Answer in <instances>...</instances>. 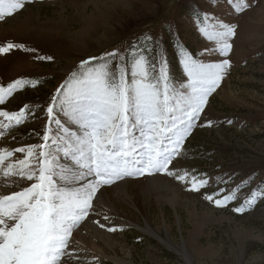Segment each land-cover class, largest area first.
Instances as JSON below:
<instances>
[{
  "label": "rangeland",
  "instance_id": "1",
  "mask_svg": "<svg viewBox=\"0 0 264 264\" xmlns=\"http://www.w3.org/2000/svg\"><path fill=\"white\" fill-rule=\"evenodd\" d=\"M246 3L248 7L241 5L243 10L237 11L234 0H26L23 9L0 21V45L25 46L0 53V85L26 81L5 97L0 110L30 108L22 124L0 128V149L43 143L47 128H56L47 115L52 97L89 58L107 60L106 53L118 50L130 62L133 50H144L158 66L162 54L178 91L189 90L184 52L205 64L230 61L181 154L169 165L177 175L187 170L190 176L181 181L160 172L103 186L101 191H113L114 185L127 181L129 196L116 197L117 211L107 205L94 207L73 232L91 237L95 230L86 222L99 220L109 234L107 242L96 233L97 246L82 244L72 234L67 264H264V196L243 213L234 211L253 191L264 192V0ZM221 23L235 27L227 54L222 41L209 40L201 32L206 25L223 31ZM118 62L119 56L113 68ZM59 118L70 124L63 114ZM71 127L78 131V126ZM25 156L14 152L5 163ZM61 162L75 167L68 158ZM193 176L206 177L207 186L190 190ZM150 177L159 179L158 185L150 184ZM29 183L18 177L0 180V192L19 191ZM233 192L236 199L225 206L214 203ZM173 194L179 197L175 206L168 198ZM206 195H213V201ZM165 227L171 243L153 231Z\"/></svg>",
  "mask_w": 264,
  "mask_h": 264
},
{
  "label": "snow or ice",
  "instance_id": "2",
  "mask_svg": "<svg viewBox=\"0 0 264 264\" xmlns=\"http://www.w3.org/2000/svg\"><path fill=\"white\" fill-rule=\"evenodd\" d=\"M25 2L0 0V21L23 9ZM234 2L237 11L243 10L241 5L248 7L246 0ZM220 26L223 31L210 30L214 26L206 25L201 32L209 40L222 41L220 47L227 54L232 47L228 38L235 35V27L225 23ZM24 47L8 42L0 45V53ZM143 51L133 50L130 62L118 50L106 53L107 60L93 57L82 61L47 107L49 123L56 128H47L43 143L0 149V180L18 177L31 182L19 191L0 192V264H67L73 231L94 211L93 200L103 186L128 176L160 172L181 181L190 176L187 170L177 175L169 165L181 154L195 120L219 86L230 61L205 64L184 52L182 63L189 90L178 91L170 82L164 56L160 55L157 66ZM117 56L119 62L113 68ZM94 60L98 62L93 64ZM25 83L21 78L6 87L0 85V105ZM29 112L28 105L14 112L0 110V118H4L0 119V128L22 124ZM60 114L70 124L62 122ZM71 125L78 126V131ZM3 135L0 131V137ZM14 152L26 156L6 164ZM64 158L75 167L62 163ZM207 184L206 177L193 176L190 190L199 191ZM260 196L264 192L253 191L234 211L243 213ZM205 199L213 201V195ZM233 199L235 192L214 203L223 207ZM95 222L105 228L99 220Z\"/></svg>",
  "mask_w": 264,
  "mask_h": 264
},
{
  "label": "bare ground",
  "instance_id": "3",
  "mask_svg": "<svg viewBox=\"0 0 264 264\" xmlns=\"http://www.w3.org/2000/svg\"><path fill=\"white\" fill-rule=\"evenodd\" d=\"M148 179L150 180V184L158 185V183H159V179H156L155 177H150ZM128 184H129V182H127V181H121L118 184L114 185L113 191L111 190L112 189L111 187L105 188L102 191L100 190L99 195L97 196L96 200H94L95 204L93 206L101 208L102 205H104V206L107 205L110 208H112L114 211H117V205H116L115 199H116V197L117 198H120V196L123 197L126 194L129 196V194H128L129 185ZM142 188L143 187H141V189ZM168 198H169V203L172 206H175L179 197H177L175 194H173ZM89 221L86 222V226L93 228L95 230V233H93L94 232L93 231L92 236L90 237L87 235L86 232L78 231V232H73V237H74V240L81 241L82 244H91V245L94 244L97 246L98 243H96L94 241V236L96 235V233H99L98 236L101 238L105 237V241L108 239L109 234L107 232H105L106 227L100 228L99 225L97 223H95L94 221H91V222H89ZM147 227H150L148 223H147ZM153 231L162 241H167V242L171 243V240H169V238H168L167 227H165L163 231L155 229V228ZM176 246L177 245H175L174 247L176 249H178Z\"/></svg>",
  "mask_w": 264,
  "mask_h": 264
}]
</instances>
